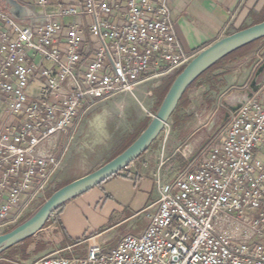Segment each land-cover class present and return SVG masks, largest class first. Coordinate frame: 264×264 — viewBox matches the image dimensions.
<instances>
[{"label": "built area", "instance_id": "built-area-1", "mask_svg": "<svg viewBox=\"0 0 264 264\" xmlns=\"http://www.w3.org/2000/svg\"><path fill=\"white\" fill-rule=\"evenodd\" d=\"M34 6L24 20L0 6V229L43 195L85 111L177 74L192 57L167 0ZM242 88L220 138L183 152L173 175L157 172L158 198L141 232L109 250L91 237L84 255L24 264H264V81L250 96Z\"/></svg>", "mask_w": 264, "mask_h": 264}, {"label": "rangeland", "instance_id": "rangeland-1", "mask_svg": "<svg viewBox=\"0 0 264 264\" xmlns=\"http://www.w3.org/2000/svg\"><path fill=\"white\" fill-rule=\"evenodd\" d=\"M263 16L264 14L260 17ZM71 18L66 17L65 20ZM263 41L264 36L220 62L185 91L165 127L150 144L154 153H159L160 145L164 141L166 149L177 146L175 156L177 160H183V152L186 155L192 154L214 138H220L226 124V120H223L225 104L230 94L240 90L238 86L243 74L256 60V54ZM158 80L161 82L156 85L150 82L137 85L133 92L111 96L85 111L70 138L62 164L43 195L25 211L21 220L0 229V233L29 217L48 195L63 183L96 168L116 155L117 149L126 147V144H123H129L142 131L141 128L134 127V122L140 118L148 124L159 107L161 100L158 93L164 88L167 80ZM231 83L235 87L231 88ZM65 141L66 136H63L62 145ZM56 216L57 212L53 211L40 230L0 253V264L30 263L40 256L55 252L66 256L70 252L80 255L83 244L63 248L68 241L58 227ZM61 226L64 229L63 225ZM68 240L71 241L69 238Z\"/></svg>", "mask_w": 264, "mask_h": 264}, {"label": "crops", "instance_id": "crops-1", "mask_svg": "<svg viewBox=\"0 0 264 264\" xmlns=\"http://www.w3.org/2000/svg\"><path fill=\"white\" fill-rule=\"evenodd\" d=\"M18 1L24 5L20 16L11 14L2 0L0 6L20 20L29 18L37 9L34 6L36 0ZM57 1L76 3L81 0H49L50 5ZM167 2L177 38L183 50L192 56L216 39L264 19V16L260 17L264 14V0H167ZM65 18L64 22L71 20ZM258 50L253 64L245 65L248 66L247 69L245 68L247 71L243 74L239 86L237 85L240 90L230 94L225 104L226 110L239 103L238 93L243 91L242 87H245L246 94L252 91L250 83L264 61V41ZM173 76L152 78L140 84L150 82L156 85L161 82L158 79H163L162 82H165L167 80L165 78ZM263 81L264 69L256 75V83L261 85ZM229 86L235 87L233 83ZM171 147L166 149L163 141L159 153H154L149 145L144 152L118 172L89 190L68 199L57 211L56 216L58 227L68 241L63 248H73L83 244L84 248L79 253L84 255L92 240L91 237H94L104 249L109 250L116 245L123 234L141 232L149 222L144 209L158 198V186L155 181L157 172L160 170L163 175L169 177L186 161V158L177 160L175 153L178 148L176 146L171 149ZM160 158H164L166 162L159 169Z\"/></svg>", "mask_w": 264, "mask_h": 264}, {"label": "water", "instance_id": "water-1", "mask_svg": "<svg viewBox=\"0 0 264 264\" xmlns=\"http://www.w3.org/2000/svg\"><path fill=\"white\" fill-rule=\"evenodd\" d=\"M2 1L11 14L17 16L22 14L24 5L18 0ZM263 36L264 19L224 35L199 50L174 76L154 117L136 138L118 154L95 169L55 189L29 217L9 230L1 232L0 253L40 230L59 205L101 183L138 157L161 132L188 86L199 77L201 73L230 51ZM262 69H264V61L259 66L256 75H258ZM256 75L250 83L252 91L257 90L260 85V83H256ZM252 91L249 92L247 96H250ZM239 104L240 103L235 106H230V109H236ZM228 114L229 111L226 110L223 120L227 119Z\"/></svg>", "mask_w": 264, "mask_h": 264}, {"label": "trees", "instance_id": "trees-1", "mask_svg": "<svg viewBox=\"0 0 264 264\" xmlns=\"http://www.w3.org/2000/svg\"><path fill=\"white\" fill-rule=\"evenodd\" d=\"M257 40V39H256ZM255 41V40H254ZM254 41H251V42H249V43H246V44H244V45H242V46H240V47H238V48H236V49H234V50H232V51H230L229 53H227V54H225L224 56H222L220 59H218L216 62H214L210 67H208L203 73H201L200 74V76L199 77H197L189 86H188V88L198 79V78H200L201 76H203L206 72H208L210 69H212V68H214V67H216L220 62H222V61H224V60H226L227 58H229L230 56H232V55H234L235 53H237L238 51H240L242 48H244V47H246L247 45H249L250 43H252V42H254ZM176 75V74H175ZM174 75V76H175ZM173 76V77H174ZM172 77V78H173ZM171 81H172V79H168L166 82H165V84H164V88L163 89H161V91L158 93V95H159V100H162V98H163V96H164V94H165V92H166V90L168 89V87H169V85H170V83H171ZM187 88V89H188ZM186 89V90H187ZM185 93V92H184ZM183 96H184V94H183ZM183 96L181 97V99L183 98ZM180 99V100H181ZM180 102V101H179ZM179 102H178V104H179ZM177 104V105H178ZM134 124H135V128H141V129H143L147 124L145 123V120L144 119H137L135 122H134ZM146 124V125H145ZM127 145L128 143L127 142H125L123 145ZM121 149H123V147L122 148H120V149H117V151H116V153H119L120 151H121ZM65 203V202H64ZM64 203H62L61 205H59L54 211L55 212H57L62 206H63V204ZM29 237V236H28ZM28 237H26L25 239H23L22 241H20V242H23V241H25ZM19 243V242H18ZM16 245V244H15ZM14 246V245H13ZM10 248V247H9ZM7 250V249H6Z\"/></svg>", "mask_w": 264, "mask_h": 264}]
</instances>
